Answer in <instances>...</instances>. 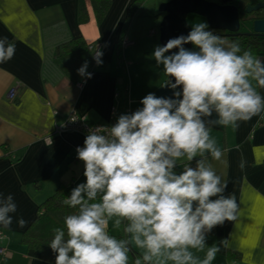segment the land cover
Returning <instances> with one entry per match:
<instances>
[{"label": "clouds", "instance_id": "clouds-1", "mask_svg": "<svg viewBox=\"0 0 264 264\" xmlns=\"http://www.w3.org/2000/svg\"><path fill=\"white\" fill-rule=\"evenodd\" d=\"M15 53V44L0 38V64ZM102 55L95 53L98 66ZM152 57L173 96L148 93L143 107L89 129L76 148L86 179L63 202L76 211L48 244L55 264H129L133 247L141 250L134 264H212L218 247H208L203 259L195 252L204 251L214 228L237 219V199L225 194L228 184L205 154L223 155L211 126L238 127L264 112V58L226 42L206 22L156 45ZM87 68L85 61L78 74L91 79ZM185 157L195 166L178 172ZM17 210L13 195L0 193V225L9 228ZM110 221L123 225V237L110 234Z\"/></svg>", "mask_w": 264, "mask_h": 264}, {"label": "crops", "instance_id": "crops-1", "mask_svg": "<svg viewBox=\"0 0 264 264\" xmlns=\"http://www.w3.org/2000/svg\"><path fill=\"white\" fill-rule=\"evenodd\" d=\"M138 1L111 0L106 17L97 21L89 0H0V38L7 37L16 46L14 57L0 64V193L12 194L18 205L12 225L9 228L0 225V232L6 236L0 249L7 252L5 258L0 255V264H55L30 257L24 240L44 213L41 207L60 188L71 193L86 179L84 164L76 152L84 143L83 136L57 131L68 117L76 112L89 126H108L113 109L118 110V116L134 112L143 107L142 98L156 93L166 83L167 78L160 84L157 76L141 88L130 89V96L137 95L133 101L128 98L126 68V80L121 72L113 73L114 68L119 69L124 62L128 66L130 48L135 49L132 54L136 62L145 65L147 56L152 57L157 45L164 15L154 14L155 28L150 37L132 35L125 26L153 0H143L136 8ZM170 1L157 0L159 6ZM206 1L218 5L233 3L245 16L246 8L264 0ZM81 5L90 16L86 25L79 24ZM245 26L251 34L250 26ZM219 34L231 43L224 33ZM81 38L87 45L99 48L103 62L98 66L89 49L94 62L92 78L75 81L58 67L55 54L69 41ZM152 63L156 65L154 58ZM17 86L15 102L8 101V93ZM131 90H135V94H131ZM122 91L126 93L125 98ZM258 91L264 95V89L258 88ZM261 115L239 122L238 127L211 126L210 134L223 155L220 160H214L206 153L207 163L227 182L225 194H234L239 204L237 219L214 228L204 251L193 250L203 259L208 247H218L212 264H264V125L260 124ZM241 159L245 161L243 168L239 167ZM189 163L195 166L186 157L182 158L177 171H182ZM20 218L27 221L23 228L17 222ZM122 228L123 225L116 228L112 221L109 223L111 235H123ZM132 250L136 257L140 255L141 250L134 247Z\"/></svg>", "mask_w": 264, "mask_h": 264}, {"label": "trees", "instance_id": "trees-1", "mask_svg": "<svg viewBox=\"0 0 264 264\" xmlns=\"http://www.w3.org/2000/svg\"><path fill=\"white\" fill-rule=\"evenodd\" d=\"M94 16L97 21H102L110 7L111 0H89ZM143 0H139L134 7L138 8L142 5ZM226 6H232L233 3L224 4ZM239 5V4H238ZM241 20L245 19L242 14ZM255 20H264L263 14H255ZM90 21V16L84 5H81L79 11V24L86 25ZM239 42L242 51L251 49L254 55L258 57L264 56V39H256L253 36H238L230 39V42ZM95 46L87 45L84 40L76 39L71 40L66 43L62 48L59 49L55 54L56 64L64 72L67 78L76 79L75 81L84 80L78 74V69L81 68L85 61L88 62V72H92L94 69L93 55L90 53L89 49ZM121 49L119 48V58H121ZM70 192L66 188H60L56 194L50 198L42 207L41 210L44 213L39 216L34 225L25 234L24 243L27 246L28 255L32 258L49 260L55 263V254L49 247L50 241L53 239V230L57 227H64V218L74 213L76 210L65 205L63 202L68 198ZM124 235V234H123ZM123 235L118 238L123 237ZM136 254L134 251L129 253V264H134L136 259Z\"/></svg>", "mask_w": 264, "mask_h": 264}, {"label": "water", "instance_id": "water-1", "mask_svg": "<svg viewBox=\"0 0 264 264\" xmlns=\"http://www.w3.org/2000/svg\"><path fill=\"white\" fill-rule=\"evenodd\" d=\"M263 11L264 1L256 6H250L246 8L245 19L242 21L240 10L236 6L218 5L206 0H172L163 4L159 9V13L164 15L159 28L160 44L164 45L171 38L187 35L191 31L187 22L189 16L205 19L209 30L218 35L224 33L228 39L242 35L264 39V20H255L254 17L255 14L264 13ZM242 23L250 26L251 34H240ZM185 47L194 48L191 44ZM173 51H178V49ZM155 94L158 97H171L173 90L162 87Z\"/></svg>", "mask_w": 264, "mask_h": 264}, {"label": "rangeland", "instance_id": "rangeland-1", "mask_svg": "<svg viewBox=\"0 0 264 264\" xmlns=\"http://www.w3.org/2000/svg\"><path fill=\"white\" fill-rule=\"evenodd\" d=\"M160 7L161 6H159V3L157 2V0L151 1V3L149 5L147 4V7L142 12H140V15L137 18H135L134 20L133 19L130 20L129 24L125 25L126 28L128 26V30H130V33H132V35L142 34L146 37H150L151 31L155 28L154 22H153V20H154L153 17H154L155 13L160 14L159 13ZM130 19H131V16H130ZM187 22H188L190 27H192V25L198 24V23H204V22L207 23V21L205 19L197 17V16H189L187 19ZM247 31H249V29H247L245 24L242 23L240 34H250ZM159 41H160V38L158 35L157 36V45H161ZM129 52H130L131 57L129 58L130 61H128V66L124 62V65L121 66L119 69L114 68L113 73L118 72V71L121 72V74L123 75V79L126 80L125 73H124L125 72L124 68H126V71L128 73V74L126 73L127 79H128V83H127L128 98H130V100L134 101V99H135L134 97H136L137 95L135 94V90L133 92L131 90V92H132L131 94H135V96L134 95L130 96V89H134L137 87L141 88V86H145L147 83L149 84V82L151 83L153 80L156 79L157 76L160 79L159 81L161 84L162 81L163 82L165 81V78H167V76L163 72V66L162 65L159 66V68H157V65L152 66L153 57L147 56V64L141 65V64L136 62V60L134 59L136 57L134 54H132V52H135V49L130 48ZM150 64H151V66H150ZM117 68H118V66H117ZM155 82L156 81H154L153 83H155ZM122 96H123V98L126 97V93L124 91H122Z\"/></svg>", "mask_w": 264, "mask_h": 264}, {"label": "built area", "instance_id": "built-area-1", "mask_svg": "<svg viewBox=\"0 0 264 264\" xmlns=\"http://www.w3.org/2000/svg\"><path fill=\"white\" fill-rule=\"evenodd\" d=\"M94 56L95 53L99 51V48L97 47H92L90 49ZM78 88L81 89L82 85L79 84ZM18 92H19V86L13 88L12 90H10V92L7 95V100L10 102H15L17 96H18ZM129 113V112H128ZM118 117V110L117 109H113L112 114H111V124L108 126H111L113 124H115L116 120ZM260 124L264 125V112H262L261 118H260ZM97 126H101V125H97ZM97 126H89L87 124V122L85 121L84 117L79 116L76 112H73L68 119L66 120V122L63 124V126L58 129V133L59 134H63V133H74V134H80L83 136L84 140L86 138V136L89 133V129L90 128H95ZM84 145V143H83ZM82 145V146H83ZM81 146V147H82ZM6 241V236L0 232V245H2L4 242ZM0 255L3 256L4 258L7 257V252L6 250L0 249Z\"/></svg>", "mask_w": 264, "mask_h": 264}, {"label": "flooded vegetation", "instance_id": "flooded-vegetation-1", "mask_svg": "<svg viewBox=\"0 0 264 264\" xmlns=\"http://www.w3.org/2000/svg\"><path fill=\"white\" fill-rule=\"evenodd\" d=\"M264 12V11H263ZM261 14V13H260ZM263 14V17L262 18H264V13H262Z\"/></svg>", "mask_w": 264, "mask_h": 264}]
</instances>
